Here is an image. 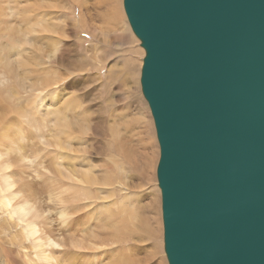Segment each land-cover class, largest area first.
I'll return each instance as SVG.
<instances>
[{"label": "water", "instance_id": "water-1", "mask_svg": "<svg viewBox=\"0 0 264 264\" xmlns=\"http://www.w3.org/2000/svg\"><path fill=\"white\" fill-rule=\"evenodd\" d=\"M145 50L169 264H264V0H124Z\"/></svg>", "mask_w": 264, "mask_h": 264}, {"label": "bare ground", "instance_id": "bare-ground-1", "mask_svg": "<svg viewBox=\"0 0 264 264\" xmlns=\"http://www.w3.org/2000/svg\"><path fill=\"white\" fill-rule=\"evenodd\" d=\"M62 1L63 0H61V2ZM66 1L68 2V4L66 5V10L61 11V13L60 11H58V13L61 14V35L56 34L59 32L56 31L59 30L58 29L59 25H57L56 23L58 19L55 21L54 20L55 17H53L54 19H52L53 20L52 21L50 19L52 17H50L48 14V11H50L48 9L57 7L54 1L52 0L22 1L24 2L25 6L23 8L24 16L21 18V23L24 24L25 26L26 25L28 26V32L26 33L29 34L30 38H28V35L26 36V34L24 33L25 30L23 32L21 27H18L22 30V32H20L21 36L20 37L18 36L19 38L12 37L10 31H9L10 33L9 35H11V37L2 34L3 30L6 29L1 24L3 17L5 18V17L16 16L17 12L15 13L16 5L13 2V0H3L0 3L1 4L0 49H6V52L4 54L0 53V57H1L0 65H2L0 66V94L11 93L16 97V102H15L17 106L16 114L23 119V123L25 126L29 125L30 127V125H34L35 123L33 118L30 115H28V111L24 112L23 103L26 99H29V101L25 105L26 109H28L29 107L40 108L44 113H47L48 107H51L52 104L54 103L53 99L57 98V97L54 98V95L51 94V92L49 94H45L44 92L45 90L54 88L51 87V85L53 82H56L57 80L56 77L58 74L56 73V76L51 79L52 81V83L50 82L51 88L46 87L49 83L47 84L46 82L48 73L44 68V64L50 68L55 69V67L59 66L61 63V66L68 68L66 69L67 71H69V69L71 71V69H74L73 67L77 66V61L84 59L86 63H92L93 67L83 68L81 70L82 73L84 72L83 75L85 74L84 75L85 79H81L82 81L80 82H99L98 80L100 79V77H98V74L101 70H105V75L104 76L101 75V82H111L112 78H121L122 85L124 82H136V79L134 77L135 67L136 69L138 67V71L140 65H142L141 68L143 67V60H144V58L142 57L143 52L137 46L138 44L137 40L132 36L133 34H131L129 30H127V26L125 25V16L122 8V0H66ZM52 10H54L55 12L57 11V9H52ZM50 15L52 16V14ZM46 19H48V22ZM18 28L17 30H19ZM77 28L79 29L84 28L85 32H89L91 34V36L94 38L93 41H95L93 46H87L83 51H81V49L79 48L81 47L80 44L81 42L85 41L82 37L81 38L78 37L79 41H75L72 40L73 37L71 36L72 37L71 40L68 41V39H70L69 37L70 34L73 33L74 30ZM127 37L132 39L134 41L132 43L135 45L132 46L130 50L128 49L130 51V54H127L128 57L126 56L128 60V65L126 68V70H128L127 73L129 74L128 76L125 73V70L119 67V65L117 64L118 60L113 59L112 62L114 64L110 65L111 61L109 63V57L111 53L107 48V46H114L116 48L119 47L122 44V42L126 41ZM76 38L77 37H75V39ZM1 39L6 40L7 43L2 41ZM10 40L13 41V43H10ZM21 43L24 45V47L21 52H18V47H20L19 45ZM45 44L47 48L45 47ZM8 48H11V51H8ZM79 51L81 53H79ZM135 53L137 56H135ZM44 59H46V62L44 61ZM19 69H22L23 72L21 73V70ZM72 73L73 71H71L70 74L72 75ZM23 74L26 75L28 79H23L24 78V76L22 78ZM70 74L68 75L67 72L65 78L67 77L70 78L71 77ZM25 80H28L27 82H29L27 86L29 89H27V87L25 86L26 83ZM30 82H37L39 86L33 88ZM140 83H141V77H140ZM62 85L64 87V84ZM70 85H72V87L73 86L77 87L81 85V83H76L72 81ZM51 91L55 93V89H51ZM80 91H79L80 94L82 92L81 97L77 96L79 94L78 92L74 93L77 94L76 95L77 97L75 95L73 96L71 94L72 92L71 93L64 91L62 92L61 114H59V116H61V139L57 138V136L52 134L51 132H47V135L48 137L55 140L54 143L56 146H54V149L56 147H57L56 150L59 149L57 151H59L58 157L61 159V163H60L61 172L65 171L66 173L65 177L67 178L69 177L73 180V185L70 184V187L75 190L74 193L76 195V199L86 202L87 200H91L92 197H94V199L91 200L92 203H94V206H96L94 210L96 212L95 213L96 221L94 227L92 226V227H88L85 230H82L84 232L87 231L86 237L92 238L93 242L91 241L89 243L90 246L94 251L95 249L98 250L97 252L101 254V260H103L105 264H132L140 260V256L143 254L141 248L139 250L137 249L138 247H128L127 251H121L118 245V241L127 238L131 234H137L138 238H142L143 236L153 237L156 235L157 232H159V230H162V226L158 228V226L162 225V222L160 218V211L159 210L155 211L152 208L151 201H149L148 203L149 210L147 213L143 211L147 210L148 207L144 208L140 204L143 201L142 197H145L144 200L148 199L149 197L150 198L153 197L151 195V191H146L147 189L146 187L144 188L143 182H140L132 189H129L128 186L129 182L127 176L129 173L134 171V174L132 173L133 176H139L140 178L142 176L144 179H147L151 173V169H150L151 164L152 165L155 164L157 160V155L156 153H154V155L156 156H153L152 153L150 152L152 143L148 142L149 140L147 141L146 137L144 136L147 128H145L142 123L143 113L140 110H137L136 113L131 115L127 111L120 110L121 108H118L112 112H109L110 116L107 118L105 117V115L98 116L95 107L88 105L85 106V102L88 101V94L84 93L83 91L81 92ZM36 93L38 94L36 95ZM24 95L25 96L27 95L28 97L25 98ZM33 100L35 101V103L33 102ZM0 107H2L1 103H0ZM77 107L80 108L79 112H76ZM0 119H1L0 126L4 125L2 130H0V211H4L8 213L10 222L12 221L13 223L16 220L15 221L16 225L17 223L18 224L23 223L24 225V227L21 228L16 235L14 234L12 238L10 237L11 240L16 239V237L24 238V240L30 239L33 243L32 244L34 248L33 250H36L35 253L36 254L35 257H37L36 259L37 260L40 259V261L43 260L47 264H51V261L55 260L53 257L54 253L53 255L50 256V254L52 253L48 254L46 252V247H51L54 245L52 240L48 239L49 237L48 235L51 234L47 235L48 233L47 232L46 233L47 236L44 237L42 235L40 236L41 229L43 227L40 228L38 225V221L41 220L40 218H44V214L40 213L41 210L39 211L37 210L38 208L37 202L33 199V196L28 193V190H30L31 188L29 189L25 182L19 181L21 180V178H23L22 177L23 175L19 174L18 172L14 173L9 171L11 167V163L14 160L17 161H14L12 166H14V164L19 161L25 163V161L31 160L29 159L30 156L28 155L30 135H28L25 132L21 133L19 128L14 123V120L10 116L8 117L10 122L9 125H6L2 118ZM78 123H80L83 127L84 136L75 137V135H72L71 137H68L67 134L69 133V131ZM106 124H110L108 139L112 141H116L120 145L126 146V149L122 154L120 155L109 154V157L106 158V163H105L106 167H110L111 164H116L113 165L114 174L111 178H106L101 169L100 171H95V169L93 168L94 162L91 161L90 156L87 157L85 155L86 152L84 147L75 149V146L77 144L88 145L86 143L90 141L93 135L99 136L100 138L104 137L106 135ZM102 125L104 126L105 130L103 129ZM34 128L42 131L41 135L48 140L45 131L40 126L35 125ZM135 129H140V131L136 133ZM52 139H50V141H52ZM47 140L44 141L43 139L41 143L43 142L45 143L46 146H48L47 145L48 143L46 142ZM90 143L92 142L90 141ZM41 146L43 147L42 144ZM107 147L109 150H112V146L110 144L107 145ZM41 149H39V151H41ZM37 153L38 152H36V154ZM16 154H17L16 158L13 157V155ZM80 154H84L86 157L80 159L79 158ZM11 155L13 157V160L10 162L8 158L11 157ZM21 162H19L20 163L19 166L20 165L22 166ZM28 164L30 163L28 162ZM30 166L31 165L27 167L26 165V168H30ZM22 167H20L19 169L22 170L23 168H25ZM101 168H104V166L102 165ZM48 169L50 168L48 167ZM58 171H60V169H58ZM107 172H109V170H107ZM21 173L23 172L21 171ZM25 174L26 177L27 173ZM55 174H57L56 170H55ZM117 178H119V181L113 180ZM151 179H154V176H152ZM117 182H119L122 186L120 190V193L122 195L121 198L116 197L115 185ZM17 183H19L18 184L19 187L15 189ZM34 184L36 186V183ZM52 184L50 185L52 186ZM30 186L31 185H29V187ZM37 187L39 188V186ZM30 191H33V189ZM42 192L44 191L42 190ZM78 205L79 206L77 207L82 206L81 203ZM43 206L42 204L40 205L41 209ZM43 208H45V206ZM77 209H81V207ZM67 210L66 207H64L61 210L63 211L60 213L61 219L62 218L63 220L66 219V217L64 218L65 216L64 212L65 211L67 212ZM92 210L93 209L89 210L88 213L89 216H91ZM48 211L50 212V210ZM112 211H115L119 214L129 213L131 215L125 214L123 216H118L114 214ZM149 213H155V214H149ZM69 214H67V216H69ZM157 215L159 216L160 221L157 219ZM136 216L148 228H145L140 223V221L137 219ZM50 218L52 219V217ZM162 218H163V214H162ZM103 219L105 220L106 223L103 221ZM137 221L139 224L137 223ZM45 225H44V229L46 227ZM5 226H1L0 224L1 234L2 231L5 230ZM44 229L42 230L45 231ZM80 234L83 233H81L80 231ZM81 237L83 236L81 235ZM152 250L153 252L157 253L155 249ZM12 252L13 251L8 250V253L10 255L6 253L5 255H3L6 256L5 264H16L17 258H14L15 256L14 257L11 256ZM25 256L26 255L23 254L21 257L24 258ZM95 259L97 261H101L100 259L97 258ZM26 261L30 262V260H26ZM45 262L43 264H46ZM56 262L57 261H55V263ZM22 263L25 264L24 262Z\"/></svg>", "mask_w": 264, "mask_h": 264}, {"label": "rangeland", "instance_id": "rangeland-1", "mask_svg": "<svg viewBox=\"0 0 264 264\" xmlns=\"http://www.w3.org/2000/svg\"><path fill=\"white\" fill-rule=\"evenodd\" d=\"M2 1L3 0H0V3ZM22 1L21 0H13V2L16 5V9H15V13L17 12L16 16L5 17V18L3 17L4 21L2 20V23L0 21L2 26L6 28L3 30L2 34H5V35L10 36V37L12 35V37H14V38H19L21 36L20 32H22V30L24 32V30H25L24 33L26 34V36L28 35V38H30L29 34L26 33V32H28V26L27 25L25 26L24 24L21 23V18L24 16L23 8L25 6L24 2H22ZM52 1H54L56 3L57 7L48 9V10H50V11H48V14L50 17H52V18H50V17L49 18L52 20V19H54L53 17H55V19H54L55 21L58 19V21H56V23H57V25H59L58 26L59 30H56V31L57 32L59 31L60 33L58 32L56 34L61 35V14L60 13H61V11L66 10V5L68 4V2L66 0H63L62 2H61V0H52ZM0 6H1V4H0ZM122 8H123L124 16H125V25L127 26V30H129V32L131 34H133L132 36L137 40V43H138L137 46L142 50V52H143L142 57L144 58L145 50H144V48L141 47L140 40L135 36V34L133 33V31L129 25V22H128V19H127L125 10H124L123 0H122ZM52 9H57V11L55 12ZM58 11H60V13H58ZM50 14H52V16ZM46 20L48 22V19H46ZM12 23H14V24H12ZM11 26H13V27H11ZM18 27H21L22 30ZM17 28L19 30H17ZM13 29H15V30H13ZM9 31H10L11 35H9L10 34ZM74 32L70 34V36H69L70 39H68V41L71 40L72 37H73L72 40L79 41V38L82 37L85 41L81 42V44H80L81 47H79V48L81 49V51H83L87 46H93L94 45V43H95V41H93L94 38L91 36V34L89 32H85L84 28H81V29L77 28L74 30ZM15 35H16V37H15ZM75 37H77V38L75 39ZM1 40L7 43L6 40H3V39H1ZM92 41H93V44H92ZM132 42H134V41L127 37L126 41L122 42V44L120 45L121 47L119 46L116 48L114 46H107V48L109 49V52L111 53L110 57H109V63L111 61L110 65L114 64L112 62L113 59L118 60L117 64L119 65V67H121L122 69L125 70L126 74L128 73V70H126L127 65H128L127 54H130V51H129L130 48H132V46H135ZM10 43H13V41L10 40ZM19 46L20 47H18V52H21L23 50L24 45L21 43ZM45 47H46V44H45ZM8 51H11V48H8ZM5 52H6V49H0V53L4 54ZM79 53H81V52L79 51ZM135 56H137L136 53H135ZM46 59H44L45 62H46ZM135 63H137V62H135ZM0 66H2V65H0ZM141 66L142 65L139 66V71H138V67H137V69L135 67L134 77L136 79V82H124L122 85L121 78H112L111 82H101V75H103V76L105 75V70H101L99 72V74H98V77H100V79L98 80L99 82H80V81H82L81 79H85L84 78L85 74L83 75L84 72L82 73L81 70L83 68H92L93 67L92 63H86L84 61V59L77 61V66L73 67L74 69H71V71H73V73H72L73 76L70 74L71 73L70 69H69V71H67L66 69H68V68L61 66V63L59 66L55 67V69L50 68L44 64V68H45L46 72L48 73L46 82H47V84L49 83L46 87H48V88L54 87L51 89H55V93L52 92L51 89L45 90L44 92H45V94H49L51 92V94L54 95V98L57 97L58 100H57V98L53 99L54 103L52 104L51 107H48L47 113H44L40 108H30L29 107L28 109H26L25 105L29 101V99H26L24 101L25 104L23 103L24 112L28 111V115H30L35 122L34 125H30V127H29V125L25 126L23 123V119L16 114V112H17V106L15 103L16 97L11 93L0 94V103L3 107V108L0 107V118H2L4 120L6 125H9L10 122H9L8 117L10 116L14 120V123L19 128L21 133L25 132L28 135H30V137H29L30 142L27 140L29 142L28 155L30 156V158L29 157L28 158L32 160V161L30 160L32 162V164L30 161H25V163L19 161V162H21L22 166L25 168H26V165H27V167H29V165H31L30 168L25 169L21 165L19 166V164H20L19 162H16L14 164V166H12L13 162L17 161V160H14L11 163V167H10L9 171L14 172V173L18 172L19 174H22L23 175L22 177L24 179L21 178V180H19V181L25 182L27 184V187L29 189L31 188L30 190L33 189V191L28 190V193L31 194L33 196V199L37 202V205H38L37 210L38 211L41 210L40 213L44 214V218H40L41 220L38 221L39 227L40 228L43 227L42 229H44V225L48 222L45 225L46 227L44 229L46 232L41 229L40 236L42 235L44 237V236H47L48 234H51V235H48L49 236L48 239L52 240L54 245L51 247H46V252L48 254L52 253V254H50V256L53 255V253H54L53 257L55 260L52 259L54 261V263H53V261H51V264H57V263L58 264H105V262L103 260H101V254H99V252H97L98 250L95 249V251H94L92 249V247L90 246L89 243L92 241V238L86 237L87 231H85V232L82 231V230L87 229L88 227H92V226L94 227V224L96 221L95 220V213L96 212L94 210H95L96 206H94V203H92V201H91L94 199V197H92L91 200H87L86 202H83L79 199H76V195L74 193L75 190L70 187V184L73 185V180L69 177L68 178L65 177V175H66L65 171L61 172V165H60L61 159L58 157L59 151H57L59 149L56 150L57 147L54 149V146H56L54 143L55 140L48 137V135H47V132H51L52 134L56 135L57 138L61 139V116H59V114H61V94L63 91L64 92H70V93L72 92L71 94L73 96L74 95L76 96L77 94H74V93H77V92L79 93L80 90L83 91L84 93L88 94V101L85 102V106L88 105V106L95 107L97 110L98 116L99 115H105V117L107 118L110 116L109 112H112L118 108H121L120 110L127 111L131 115L136 113L137 110H140L143 113V115H142V121L143 122L142 123H143L144 127L147 128L144 136L146 137L147 141L149 140L148 142L152 143L151 148H150V152L152 153L153 156L157 155V160H156L155 164H153V165L151 164V167H150L151 173L147 179H144L142 176H141V178L139 176H133L132 173L134 174V171L129 173L127 176V179L129 182L128 186H129V189H132L133 187L138 185L140 182H143L144 188L146 187V189H147L146 191H151V195L153 197L152 198L149 197L146 200H144L145 197H142L143 201L140 204L144 208L148 207L147 210H145L143 212H146V213L148 212L149 201H151L152 208L155 211H157V210L160 211V218H161L162 225L158 226V228L162 226V230H159L160 234H159V232H157L156 235L153 237L143 236L142 238H138L137 234H131L127 238L118 241V245H119V248L121 249V251H127L128 247H138L137 249H139V250L141 248L143 254L140 256V260L138 262H135L132 264H168V260H167V257H166L165 251H164V227H163V218H162L161 190L158 186V180H157V166H158V162H159V158H160V146H159L157 135H156L154 119H153V116L151 114V110H150V107L148 105V102L146 101L145 97L143 96L142 89H141V83H140L141 69H142ZM19 70H21V73L23 72L22 69H19ZM67 72H68V75L70 74V76H71L70 78L69 77L65 78ZM56 73H58L57 77H56L57 80L55 79L56 82L52 83L51 79L56 76ZM128 75L129 74H127V76ZM23 76H24V78H23ZM22 78L28 79L27 76L24 74L22 75ZM60 80H63V81H60ZM25 81H26L25 86L27 87L29 82H27L28 80H25ZM72 81L76 82V83H81V85H79L77 87H75V86L72 87V85H70L72 83ZM50 82L52 83V85ZM61 82H62V84H64V87L61 84ZM30 84L33 88L39 86L37 82H30ZM50 85H51V87H50ZM27 89H29V88L27 87ZM58 89L60 92L58 91ZM73 89L76 91H74ZM37 94L38 93H36V95ZM81 94H82V92H81ZM81 94L79 93L77 96L81 97ZM24 97L26 98L28 96L24 95ZM33 102L35 103L34 100H33ZM79 109L80 108L77 107L76 112H79ZM35 125L40 126L45 131L49 141L41 135L42 131L34 128ZM3 126L4 125L0 126V130H2ZM102 127L105 130L103 125H102ZM109 127H110V124H106V135L104 137L100 138L99 136L93 135L90 139V141L92 143H90V141H88L86 143L88 145L77 144L75 146V149H78L81 147L85 148V152H86L85 155L87 157H89V156L91 157V161L94 162L93 168L95 169V171H100V169H101L106 178H111L113 176V174H114L113 165H116V164H111L110 167H106V164H105L106 158L109 157V154L120 155L126 149V146L120 145L116 141H112V140L108 139ZM139 131H140V129H135L136 133H138ZM72 135H75V137H83L84 136L83 127L80 123L75 125L67 134L68 137H71ZM49 138L52 139V141H50ZM43 139H44V141L47 140L46 142L48 143L47 144L48 146H46L45 143H43V142L41 143V141H43ZM39 142L43 145V147L41 146V144ZM109 144L112 146V150L108 149L107 145H109ZM39 149H41V151H39ZM42 150H44V151H42ZM36 152H38V153L36 154ZM154 153H156V155H154ZM85 155L80 154L79 158L83 159V157H86ZM16 156H17V154L13 155V157H15V158H16ZM13 157L11 155V157L8 158L10 160V162L13 160ZM33 160H34V162H33ZM28 162L30 164H28ZM102 165L104 166V168H101ZM20 167H22L24 170L23 169L20 170L19 169ZM48 167L50 169H48ZM58 169H60V171H58ZM55 170L57 171V174H55ZM107 170H109V172H107ZM21 171L23 173L25 171V173H27V176L25 177L26 174L21 173ZM136 174H138V173H136ZM151 175L154 176V179H151V177H152ZM23 180H25V181H23ZM113 180L119 181V178L113 179ZM34 183H36V186ZM18 184L19 183H17L15 189L19 187ZM28 184L31 186L29 187ZM50 184H52V186ZM37 186H39V188ZM54 187H56V188H54ZM121 187H122L121 184L119 182H117L115 185V193H116L117 198H121V196H122L120 193ZM52 188H54V189H52ZM41 189L44 192H42ZM144 191H145V189H144ZM93 192H95V191H93ZM46 196H48V197H46ZM59 196H61V197H59ZM40 198H42V199H40ZM57 198H58V200H57ZM78 202H80L82 204V206H80L81 209H77V208H80V207H77V206H79L78 204H80ZM97 203H98V201H97ZM41 204H42V206L44 205L45 208H43L44 207L43 206L41 209V207H40ZM62 207L63 208L66 207V210L68 207L67 212L71 211L68 213L66 211L64 212L65 213L64 218L66 217L65 220H63V218L61 219V216H60V213L63 212V211H61L63 209ZM91 209H93V210L91 212V216H89L88 213H89V210H91ZM42 210H43V212H42ZM48 210H50V212L52 214ZM3 212L4 211H0V224H1V226H5L6 224L7 225L5 226V230L2 231V234L0 232V251H1L0 252V264H5L6 256H3V255H5V253L9 254L8 250L13 251L11 253V256H13V257L15 256L14 258H17L16 264L17 263L23 264L22 262L25 263L26 260H30V262L26 261L25 264H28V263L29 264H31V263L32 264H40V263L43 264L45 261H43V260L40 261V259L39 260L36 259L37 258V257H35L36 250H33L34 249L32 246L33 243L30 239L24 240V238L16 237V239L11 240V238L14 236V234L16 235L19 232V230L24 227V225H23V223L22 224L17 223V225H16V223H15L16 220L13 222L14 223L13 224L12 221L10 222L8 213L7 212L3 213ZM112 212L118 216H123L125 214L131 215L129 213L119 214L115 211H112ZM49 213L51 214V216ZM86 213L88 214L89 218H88ZM102 213H104V212H102ZM67 214H69V216H67ZM85 214H86V216H85ZM149 214H155V213H149ZM41 215H40V217H41ZM48 215L50 217H52V219L53 218L54 219L52 220ZM59 216H60V218H59ZM137 219L140 221V223L145 228H148L142 223V221L138 217H137ZM157 219L160 221L158 215H157ZM103 221L105 222L104 219H103ZM49 223H51V224H49ZM137 223H138V221H137ZM47 227H48V229H47ZM80 228H81V230H80ZM80 231L83 234H80ZM46 233H47V235H46ZM81 235L83 237H81ZM30 245H31V247H30ZM76 246H78V247H76ZM52 247H54V248H52ZM28 248H30V249H28ZM31 248H32V250H31ZM152 249H155L157 251V253L153 252ZM25 250H28V251H25ZM23 254L26 255L24 258L21 257ZM17 255H19L20 257ZM96 255H98V256H96ZM95 258L100 259L101 261H97ZM55 261H57V262L55 263Z\"/></svg>", "mask_w": 264, "mask_h": 264}]
</instances>
